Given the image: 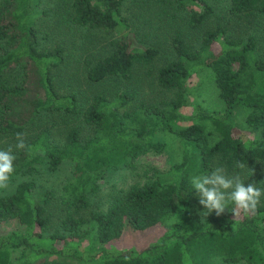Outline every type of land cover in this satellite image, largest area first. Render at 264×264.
Masks as SVG:
<instances>
[{"label": "trees", "instance_id": "16d2710c", "mask_svg": "<svg viewBox=\"0 0 264 264\" xmlns=\"http://www.w3.org/2000/svg\"><path fill=\"white\" fill-rule=\"evenodd\" d=\"M50 1L0 0V149H8L3 139L10 143L23 133L26 148L13 151L12 176L43 161L52 171L70 161L73 178L64 196L47 192L37 201L33 181L0 195V217L23 226L0 234V264H264V195L255 213L235 217L229 202L221 215L201 218L191 183L220 166L245 186L264 188V60L252 37L228 34L234 18L264 14V0H231L232 16L225 23L217 18L218 24L210 23L213 8L204 0H53L44 6ZM127 4L136 10L129 16ZM48 16L68 39L41 48L40 21ZM145 24L152 30L141 38ZM78 28L90 33L81 42ZM117 29L123 38L97 58L98 30ZM194 38L199 47L191 46ZM161 39L175 58L149 67L147 81L144 68L159 56ZM202 70H210L221 105L194 102L186 111L183 92L159 102L145 92V83L184 89ZM237 107L246 110L247 130L234 119ZM160 131L178 138L180 161L115 193L106 211L95 210L96 181L132 166L139 155L163 151L168 142L157 137ZM149 229L159 233L146 246L117 244L128 231Z\"/></svg>", "mask_w": 264, "mask_h": 264}, {"label": "rangeland", "instance_id": "374dc122", "mask_svg": "<svg viewBox=\"0 0 264 264\" xmlns=\"http://www.w3.org/2000/svg\"><path fill=\"white\" fill-rule=\"evenodd\" d=\"M213 8V15L209 18L212 22L211 24H218L217 18L220 21L225 23L229 16H232L229 12L231 7V0H204ZM129 4H127L128 7ZM44 6L51 7L53 6V0L50 2L44 3ZM136 11L135 5L130 4L129 8L125 9L127 15H132ZM150 13H145V17H148ZM225 14V18L222 16ZM222 18V19H221ZM54 17L48 16L46 19L40 21V25L43 29V35L40 47L47 48L52 47L54 43L61 41L62 38H67V34L62 35L56 33L53 27ZM217 21V22H216ZM228 34L233 38H240L247 40L249 37H252L255 40L257 55L260 59L264 60V14L258 13L254 15H245L242 18H234L229 22ZM133 24V23H132ZM138 25V24H137ZM137 25H131L132 29H137ZM70 29V28H69ZM143 36L141 38L148 37L150 35V30L152 28L140 27ZM96 32V31H94ZM82 34L89 35L90 33L86 28H78L76 37H79L81 42L83 37ZM92 34V33H91ZM123 38V32L121 30H114L107 32L105 30H98V38L95 44L96 47V57L103 56L108 53L109 47L115 41H120ZM68 39V38H67ZM164 43L161 46V52L158 57L148 66H145L144 76L147 81H152L150 76L146 74L149 67H154L156 70L158 67L164 65L169 60L175 58V53L172 48L167 44L164 39H161ZM147 42V41H146ZM192 47H199V42L197 40L191 39L189 41ZM71 42L67 44V49H71ZM103 45H106L105 48H102ZM108 45V48H107ZM145 92L148 94V97L157 102L164 100L169 101L174 98L178 92H183L187 97L188 106L185 107V110L188 111L191 109L192 103H202L204 105H210L212 107L221 105V102L218 98V91L212 81V75L210 70H202L196 73L192 78H190L185 85L184 89H171L164 90L159 88L157 85H149L145 83ZM245 114L246 110L243 107H237L234 110V119L238 127L247 130L245 127ZM51 119L45 118V122H48ZM56 122V121H55ZM179 123H174V126ZM180 125V124H179ZM57 126V123H56ZM247 132V131H246ZM254 133H250V136H253ZM159 139L165 140L168 142L166 148L161 152L150 151L145 154L139 155L132 166H123L117 169H111L105 173L103 177L96 181L97 192L90 195L91 201L97 203L100 201V204L97 207H94L95 210L104 212L109 208V203L111 197L115 193L125 192L130 187L135 184L144 183L148 177L151 175H164L169 170L170 166L173 163H177L182 158V148L180 146L178 138L175 135L168 131H160L157 134ZM3 144H7V148L12 147L13 151H16L15 145L16 140L11 139L10 143L5 139L1 141ZM7 150V149H6ZM73 164L70 161L63 162L60 167L52 171L48 168L46 161L38 163L35 165V168L29 173H20L14 175L10 178L9 185L6 189H0V195L6 196L11 195L15 192L16 187L19 183L23 181H33L35 184L33 195L37 201H41L47 192H54L56 196H64L65 188L67 184L73 178ZM205 174H199L196 176H203ZM195 176V177H196ZM196 198L199 199L195 193ZM199 217L207 218L211 216L215 211L206 215V209L201 206ZM179 214H174V216L169 220L174 221L178 218ZM23 228V226L14 219L4 220L0 217V234L8 233L15 229ZM159 233V230L149 229L145 232H133L128 231L125 235L117 242L120 246H130V245H139L146 246L150 241H152L156 234ZM51 264H65L62 260H54ZM219 264H249L245 261L239 262H224L221 261Z\"/></svg>", "mask_w": 264, "mask_h": 264}, {"label": "clouds", "instance_id": "9594fccd", "mask_svg": "<svg viewBox=\"0 0 264 264\" xmlns=\"http://www.w3.org/2000/svg\"><path fill=\"white\" fill-rule=\"evenodd\" d=\"M16 140L17 150L26 148L23 133L18 132ZM15 158L11 146L7 150L0 149V189H6L9 185ZM191 183L199 197L200 205L206 209V215L213 211L217 216L221 215L229 202L234 205L231 212L235 217L241 212L245 215L255 213L264 195V188L257 187L255 183L245 186L240 176L229 177L220 166L215 167L210 174L193 177Z\"/></svg>", "mask_w": 264, "mask_h": 264}]
</instances>
